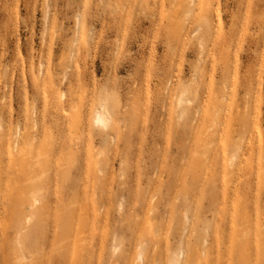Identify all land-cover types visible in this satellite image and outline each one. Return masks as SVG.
I'll return each mask as SVG.
<instances>
[{"label": "rangeland", "instance_id": "1", "mask_svg": "<svg viewBox=\"0 0 264 264\" xmlns=\"http://www.w3.org/2000/svg\"><path fill=\"white\" fill-rule=\"evenodd\" d=\"M0 264H264V0H0Z\"/></svg>", "mask_w": 264, "mask_h": 264}, {"label": "bare ground", "instance_id": "2", "mask_svg": "<svg viewBox=\"0 0 264 264\" xmlns=\"http://www.w3.org/2000/svg\"><path fill=\"white\" fill-rule=\"evenodd\" d=\"M95 122L98 125L107 126L108 118L106 116L104 109L97 112V115L95 117ZM34 202L36 203V200Z\"/></svg>", "mask_w": 264, "mask_h": 264}]
</instances>
